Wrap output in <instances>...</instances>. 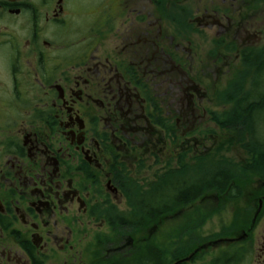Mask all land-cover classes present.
Segmentation results:
<instances>
[{
	"label": "flooded vegetation",
	"instance_id": "af4514ba",
	"mask_svg": "<svg viewBox=\"0 0 264 264\" xmlns=\"http://www.w3.org/2000/svg\"><path fill=\"white\" fill-rule=\"evenodd\" d=\"M185 1L0 0V264H264V167L234 184L246 214L183 218L178 244L153 242L171 203L154 184L211 152L200 126L212 98L176 29ZM254 36L264 53V24Z\"/></svg>",
	"mask_w": 264,
	"mask_h": 264
},
{
	"label": "rangeland",
	"instance_id": "374dc122",
	"mask_svg": "<svg viewBox=\"0 0 264 264\" xmlns=\"http://www.w3.org/2000/svg\"><path fill=\"white\" fill-rule=\"evenodd\" d=\"M185 3L187 14L185 26L184 24L176 26V29L178 26H182L186 37L192 42L191 57L187 54L189 59L185 68L189 71V76L193 81L205 89L209 97L212 98V102H209L212 105H206V108L216 113L226 112V110H230L233 104L232 100L231 102L226 100V90L236 78V70L240 68L238 59L233 57L234 51L228 52V50L236 44L241 46L247 44L256 45L260 42L254 36V33L260 27H263L264 24V0H186ZM173 5L174 2H171V9ZM243 6L246 9H243ZM175 7L177 8V6ZM236 9L237 11H235ZM174 12H171V15ZM190 15L192 17L196 15L205 17H202L203 24L201 26L194 24L197 31L188 23ZM213 18H216L225 26L223 33L218 34L216 32L219 29H223L220 26H216L212 30L207 28L209 25H205V23L211 24ZM228 23H231V27L228 26ZM228 28L230 30L226 31ZM169 31L171 35L175 34L173 28H170ZM246 34H249L248 39L245 37ZM185 47H188L186 42ZM216 55L219 56V60L214 59ZM251 72L252 66L249 68V74L245 77V82L247 83L243 88L245 91L250 90L252 85ZM200 127L203 136L212 135L211 138L209 137L205 141V146L209 151L211 150L208 153L210 157L206 160V165L216 166L227 162L235 164L237 166L236 169H239L252 161L251 158L253 156L248 154L250 152L247 153L239 144L242 133L236 135L231 130L215 126L211 119L210 121H203ZM244 134L247 135L246 130ZM212 143H214L213 146ZM219 146H221V149L218 150ZM212 147L214 148L212 149ZM175 163V161L171 160L169 168H175ZM185 163L189 167L195 166L193 162ZM258 177L260 175L257 173L252 175L241 174V179H246L243 183H249V179L253 182ZM202 200L198 199L155 221L153 224V242L170 248L174 244H178V240L182 235L180 231L183 218H230L232 215L242 216L246 214L245 211H242V202L236 201V199L220 198L217 205L211 198L206 202ZM145 233L146 227L138 231L136 238L140 239L141 236H145Z\"/></svg>",
	"mask_w": 264,
	"mask_h": 264
},
{
	"label": "trees",
	"instance_id": "16d2710c",
	"mask_svg": "<svg viewBox=\"0 0 264 264\" xmlns=\"http://www.w3.org/2000/svg\"><path fill=\"white\" fill-rule=\"evenodd\" d=\"M234 48L235 47L230 48L229 51H233ZM240 54V68L236 70V78L229 84L226 90V100L228 102L232 100V107L230 110L226 111V113H213L211 119L220 128L231 130L236 135L242 133V137L239 140L240 146L245 151L254 154L249 165L251 168L260 169L264 167V157L259 153L263 150L262 147L264 144V108H254V103L257 100H250L249 98L252 97L253 94L244 93L242 89L246 83V69L251 66L255 70L254 74L251 73L253 74L251 75V87H258L257 80L254 76L258 74L259 71L264 75V70L261 68V63H264V54H261L258 48L241 49ZM245 130L247 131V135L244 134ZM217 149H221V146ZM206 160H208V158L201 156L197 158V162L193 167H189L188 164L184 162V164L181 163L180 170H169V176L166 181L159 179L158 183L154 184L152 191L154 199H163L166 197V193H168L167 197L171 201L168 210L172 213L178 208L195 202L202 195L209 192L211 187H215V185L220 192H224L226 190V185L230 184L232 188L230 189L229 197L230 199L237 198L238 196L234 184H243L246 180L241 179L242 172L237 171V166L235 164L233 165L227 162L216 165L215 168L211 167V165H204L203 162H206ZM249 175H252V173H249ZM249 182H251V179H249ZM137 190L138 199L149 198V192L147 190L141 188ZM153 208L155 211H158V209L161 210L162 204H154ZM162 213L164 212L155 213V217ZM147 221L148 218H137L138 225L142 226L140 228H145ZM136 264H146L145 257L142 255L139 256L136 259Z\"/></svg>",
	"mask_w": 264,
	"mask_h": 264
},
{
	"label": "bare ground",
	"instance_id": "6f19581e",
	"mask_svg": "<svg viewBox=\"0 0 264 264\" xmlns=\"http://www.w3.org/2000/svg\"><path fill=\"white\" fill-rule=\"evenodd\" d=\"M261 66H262L261 67L262 70H264V63H261ZM254 77L257 80L258 87L255 88V91H254L255 93L253 94V96L250 98L248 97V98L250 100L256 99L257 101H255V103H254V108L261 109V108H264V102H263L264 101V75L262 73H260V71H259V73L256 74ZM260 96H262V97H260ZM262 148H263V150L260 151L259 153L264 157V144H263ZM248 166L250 167V165H248ZM251 169H254V168H251ZM258 171H259V169L256 168V169L252 170L251 173L254 174Z\"/></svg>",
	"mask_w": 264,
	"mask_h": 264
}]
</instances>
